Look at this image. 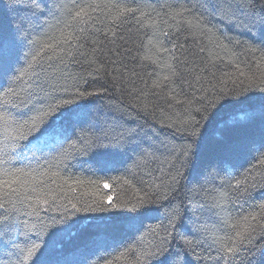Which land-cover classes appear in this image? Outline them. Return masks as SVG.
Returning <instances> with one entry per match:
<instances>
[{"label": "snow or ice", "instance_id": "obj_1", "mask_svg": "<svg viewBox=\"0 0 264 264\" xmlns=\"http://www.w3.org/2000/svg\"><path fill=\"white\" fill-rule=\"evenodd\" d=\"M165 16L173 23L119 2L0 0V257H7L0 264H100L103 257L92 260L81 242L118 230L132 237L119 253L131 264H192L190 256L207 241L216 252L205 257L212 264H264V0H186ZM132 17L138 33L152 30L146 44L139 35V44L119 35ZM213 19L221 25L215 32L236 30L259 40L243 42L256 71L203 43L215 36ZM128 57L144 75H113ZM229 65L234 70L226 71ZM73 67L94 81L110 78L117 91L135 77L142 86L125 89L130 107L153 118L166 108L171 115L161 127L191 142L174 148L168 167L145 182L138 170L159 161L160 147L141 139L142 127L125 108L86 112L90 98L108 88L82 90L88 79ZM120 68L127 71L126 64ZM82 124L87 128L76 134ZM209 128L219 129L208 145L209 163L190 182L181 169ZM85 165L93 175L119 174L87 181L61 174ZM84 185L92 189L90 202L74 197L72 203L67 193ZM42 206L56 215L45 221Z\"/></svg>", "mask_w": 264, "mask_h": 264}, {"label": "trees", "instance_id": "obj_2", "mask_svg": "<svg viewBox=\"0 0 264 264\" xmlns=\"http://www.w3.org/2000/svg\"><path fill=\"white\" fill-rule=\"evenodd\" d=\"M97 2L100 3H109V2H119L127 4L129 7H137L139 6L142 11L145 13H148L151 19L159 21L168 20L169 24H172L173 21H171L167 16H165V13L168 12L169 8H176L181 4H185L186 0H97ZM157 13H159V16H157ZM137 16L139 13L136 14ZM96 27H103L99 22L96 23ZM160 27L164 31H174V29L169 28L166 24L161 23ZM209 27H213V31L215 32V29L218 27H221L220 21L218 19H213L209 21ZM139 28V25L136 24L135 17H132L128 20L127 23L122 25L119 29V35L124 36L125 38H128L129 35L133 39L136 40V43H141L140 39H137V36L144 37L143 42L146 44L147 39L146 37L148 35L152 34L151 29H140V32H137V29ZM129 29L131 32H129ZM103 37H101L102 39ZM236 39H239L242 41L241 45L236 46L234 44V41ZM244 41H247L248 44L252 45H259V40L253 39V37L248 33H241L236 30H227L224 29L222 32H215V36L212 38V42L209 43L207 40H205L203 43L207 45L208 47H216V50L219 51V53L224 56L226 55L227 58H232L236 63H240L241 68L244 69L246 72L250 71H256V64L253 62V54L250 52H247L246 49L248 47V44L243 43ZM117 44H120V40L117 38ZM181 43H184L183 37H181L180 40ZM129 47H132L131 43L128 45ZM167 46V45H165ZM133 54H135V49H133ZM141 54L143 55L144 52L142 51ZM260 53L257 52L255 54V59L259 60ZM227 58L225 59V63H227ZM114 59H116L114 57ZM120 63L127 65V71L120 68ZM138 61H132L130 57L124 59L122 62L118 61L116 68L117 71L113 72V75H119L121 71L124 72L125 76H130V73L132 70H135L136 72H139L141 75H144V73L141 71L140 68L136 67V64ZM247 65V67H246ZM223 67V65H221ZM111 70V68H110ZM151 69H149L150 71ZM226 71H232L234 70L233 65H229L228 68L225 69ZM71 71L74 74H78L81 76H84L86 79H88V85L86 89L82 86V90H88L92 91L100 87H106L108 88L107 93H103L98 97H92L90 98V102L86 104L85 111L90 112L92 115H95L97 110H106L109 107L116 106L120 108H125V115H128V112L130 111L132 116L136 117L135 123L139 124L143 131L141 132V139L144 140L146 143L148 142H154L158 147H160V152L157 153L159 156V161H154L150 165L142 168L141 170H138L137 175L141 176L145 182H149L153 177H156L159 175V168L160 167H168V164L165 162V158H170L172 150L174 148H179L181 145H186L191 142V139L186 137L185 134L181 132H177L174 128L170 127H161V124L159 121L161 119L165 120V124H167V115H171V113L165 108V115L162 116L159 111H156L155 117L153 118L151 115H144L143 113H139L138 110L133 109L129 105V98L126 95L125 89L130 90L132 87H141V82L136 79L135 77H131V80L134 81V83L125 82L124 85L117 84V88L120 89V91L115 90L113 87H111V84L113 83L110 78L100 79V80H93L89 77H87V73L85 71H82L79 67H73ZM147 79V77H145ZM123 94V100H121V96ZM153 103H156L159 107L163 108L165 107L162 102L160 101H153ZM81 128H87L86 124H82L78 126L75 129L76 134L79 133ZM219 129L215 128H209L208 131L205 134V140L204 143L201 144L199 152L193 156L192 160L189 162V165H187L185 168L181 169V171L185 172V175L188 178V181L195 182V178L199 173H201L209 163V152H208V145L210 142L216 138L215 133H217ZM71 139H75V135L71 137ZM165 147L167 150H165ZM31 155L30 153L28 154ZM119 167V165H117ZM176 167L179 168V162H176ZM54 171L56 169H53ZM151 173V175H149ZM62 175H70L73 179L79 177L80 179H83L85 181L87 180H95L97 178L103 177L104 179L108 178V175H117L119 173L117 172H111L108 174L105 173H97L96 175H93L89 170L88 166L85 165L84 167H75L71 168L69 172H62ZM217 185H208L206 184L205 187H213ZM109 190H103L102 192H107ZM92 194V189L88 185H84L82 187H77L75 192H69L67 193L68 198L72 199V203H77V200L74 197L80 198V203H83L84 201L88 200L90 202V197ZM132 194V193H129ZM58 204H64L67 203L66 200H57ZM44 206L41 207V217L47 221L49 216L56 215V213L49 211H44ZM246 209V206H245ZM26 211L25 209H22L21 212ZM236 213H234L235 215ZM81 216H87L89 218L91 217H97L101 214L98 213H81ZM22 219H31L33 222L36 221V217L27 218L22 216ZM90 223L94 222L89 220ZM154 221H145L146 225H152L154 224ZM215 223L214 218L208 219V224L211 226ZM218 235H223L222 232L217 233ZM18 240L23 241V236H18ZM132 237L124 230H118V231H110L108 234L100 237V238H93L88 239L86 241L81 242L80 246L81 248L86 247L88 249L89 255L92 260H97L100 257H103V259H109L113 260V264H131L130 257L128 255L120 256L119 253L123 250V248L128 244L131 243ZM210 243V241H207L205 243V246H202L201 248L195 249V253L193 256H190V260H192V264H212V262L205 259L208 255L215 256L216 252L214 249L211 251L208 250L207 244ZM195 257H199V259H196ZM3 259H7L6 256L0 257ZM115 258V259H114ZM103 259H100V264H103Z\"/></svg>", "mask_w": 264, "mask_h": 264}]
</instances>
